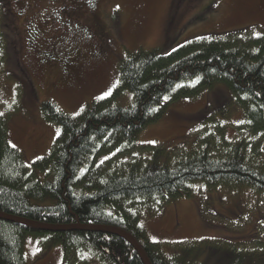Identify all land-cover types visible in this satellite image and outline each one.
<instances>
[{
    "label": "trees",
    "instance_id": "16d2710c",
    "mask_svg": "<svg viewBox=\"0 0 264 264\" xmlns=\"http://www.w3.org/2000/svg\"><path fill=\"white\" fill-rule=\"evenodd\" d=\"M4 48L0 43V55ZM217 82L227 85L243 109L244 122L237 129L247 135L227 138L219 129V138L211 134L191 147L137 144L141 131L160 120L171 102ZM125 91L134 96L129 107L114 102ZM41 110L59 126V134L32 167L8 142L6 118L0 114V212L5 215L0 216V264H25L27 234L60 244L64 264L85 263V253L102 264H143L122 236L78 228L98 226L132 233L151 264H186L147 238L139 225V201L190 196L196 184L243 186L264 195V161L257 147L264 134V33L251 28L203 35L167 53L159 48L131 52L120 61L111 96L94 99L75 115L50 100L41 103ZM24 220L64 229L47 230ZM262 249L257 241L244 259L237 252L238 263L264 264Z\"/></svg>",
    "mask_w": 264,
    "mask_h": 264
},
{
    "label": "rangeland",
    "instance_id": "374dc122",
    "mask_svg": "<svg viewBox=\"0 0 264 264\" xmlns=\"http://www.w3.org/2000/svg\"><path fill=\"white\" fill-rule=\"evenodd\" d=\"M5 1L0 0V43H5L0 55V114L6 118L8 142L23 153L29 167L49 153L59 134V126L43 115V101L50 100L75 115L94 99L113 94L120 61L131 52L159 48L167 53L203 35L236 29L264 33V0H97L96 10L106 13L114 33L113 49L106 42L111 55L110 51L103 57L91 54L87 38L66 29L59 40L62 44L52 48L54 57L47 58L49 45L41 33L34 50L27 51L25 34L24 40L19 38L23 28L19 17L28 19L31 29H43L45 22L32 16L36 6L32 10L23 3ZM68 44L79 48L76 64L69 67L63 48ZM55 76L62 78L56 87L51 86ZM114 102L129 107L134 96L125 91ZM242 116L231 90L217 82L194 97L171 102L160 120L141 131L137 144L186 143L191 147L211 134L219 138V129H224L227 138L247 135L237 129L244 122ZM261 134L257 147L264 161ZM138 206L139 225L148 239L164 254L182 258L186 264H239L237 252L244 259L253 252L255 242L264 245V195L248 187L196 184L190 196L168 202L139 201ZM194 241L199 242L191 244ZM23 255L25 264H64L62 246L52 244L47 236L27 234ZM84 255L85 263L75 260L71 264H102L97 257Z\"/></svg>",
    "mask_w": 264,
    "mask_h": 264
},
{
    "label": "flooded vegetation",
    "instance_id": "af4514ba",
    "mask_svg": "<svg viewBox=\"0 0 264 264\" xmlns=\"http://www.w3.org/2000/svg\"><path fill=\"white\" fill-rule=\"evenodd\" d=\"M7 1L8 0L5 2ZM96 1L97 0H13L14 4L23 3L24 5H27V7H32V10L33 7L36 6V13H33L32 16L34 18L38 17L40 21L45 22L43 29L37 30L35 26L31 29V24L28 23L29 20H24L19 17L21 28L23 27L19 38L24 40L23 35L25 34L27 51L30 50V48L31 50H34L38 44L37 37H40L38 36V33H41L43 35V39L46 40L49 45V49L46 50L45 54L46 56L49 55L47 58H50V56L54 57L52 54V48H55L58 44H62L59 40L62 37H65L66 29H73L76 34H80L83 38H87L88 42L92 46L91 54L98 53L102 57L104 56L103 54L108 55L111 48L107 50L108 45L106 42L110 43L113 49L116 45L113 41L114 33L109 27L106 13L100 12L99 14L96 10V6H94ZM63 26L65 29H63ZM63 48L67 51L66 63L68 67L73 62L76 64L77 56L75 53L79 50L78 46L74 47L73 44H68ZM54 61L58 60L52 59V62ZM59 64L56 67H58V70H62V64ZM61 79L62 78L59 76L51 78V86H58L59 82H62Z\"/></svg>",
    "mask_w": 264,
    "mask_h": 264
},
{
    "label": "water",
    "instance_id": "95a60500",
    "mask_svg": "<svg viewBox=\"0 0 264 264\" xmlns=\"http://www.w3.org/2000/svg\"><path fill=\"white\" fill-rule=\"evenodd\" d=\"M0 216L1 217H5V215L2 214L1 212H0ZM24 222L29 224V225H31V226H37V227H41V228L48 229V230H51V229H55V230L64 229V227H56V226L44 225V224H39V223L28 221V220H24ZM78 228L82 229V230H100V231H104V232H109V233L120 235V236L124 237L134 247V249L137 251L138 255L140 256L143 264H151V262L146 257L143 249L140 247V245L137 243V241L135 239H133L132 237H130L129 235H127L125 233V231H122V230H120L118 228L105 227V226L78 227Z\"/></svg>",
    "mask_w": 264,
    "mask_h": 264
},
{
    "label": "bare ground",
    "instance_id": "6f19581e",
    "mask_svg": "<svg viewBox=\"0 0 264 264\" xmlns=\"http://www.w3.org/2000/svg\"><path fill=\"white\" fill-rule=\"evenodd\" d=\"M258 157H260L261 158V156H260V154H258ZM261 159H263V158H261ZM221 186H224V184H220ZM220 185H214V186H220ZM214 186H211V187H214ZM226 186H229V185H226ZM249 188V187H248ZM112 227V226H111ZM114 228H118V229H120V230H122V231H125V233L127 234V235H129L130 237H132L133 239H135L136 241H137V243L140 245V247L143 249V251H144V253H145V255H146V257L149 259V257H148V255H147V253H146V251H145V249H144V246H142L141 244H140V242H138V240H137V238L132 234V233H130V232H128V231H126V230H124V229H122V228H119V227H116V226H114ZM44 229V228H43ZM48 230V229H47ZM52 230V229H51ZM147 236V235H146ZM124 238V237H123ZM148 238V237H147ZM125 239V238H124ZM126 240V239H125ZM127 241V240H126ZM128 242V241H127ZM136 251V250H135ZM137 252V251H136ZM150 261V260H149ZM151 262V261H150Z\"/></svg>",
    "mask_w": 264,
    "mask_h": 264
},
{
    "label": "snow or ice",
    "instance_id": "6c2138e0",
    "mask_svg": "<svg viewBox=\"0 0 264 264\" xmlns=\"http://www.w3.org/2000/svg\"><path fill=\"white\" fill-rule=\"evenodd\" d=\"M110 93H105V95H109Z\"/></svg>",
    "mask_w": 264,
    "mask_h": 264
}]
</instances>
